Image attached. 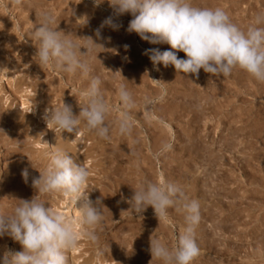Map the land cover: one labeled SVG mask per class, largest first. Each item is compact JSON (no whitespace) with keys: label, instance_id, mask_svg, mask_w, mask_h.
<instances>
[{"label":"rangeland","instance_id":"374dc122","mask_svg":"<svg viewBox=\"0 0 264 264\" xmlns=\"http://www.w3.org/2000/svg\"><path fill=\"white\" fill-rule=\"evenodd\" d=\"M191 2L223 8L244 30L257 13H264V0ZM43 10L55 16L53 27L77 44L83 46L84 37L91 36L104 45L86 57L89 76L40 64L31 33ZM109 16L120 27L105 26L102 39L97 38L96 30ZM131 19L130 13L117 16L108 0L99 6L94 0H22L20 5L0 0V214L10 215L18 199L35 195L55 210L62 206V195L39 194L32 186L49 162L45 152L61 149L88 169L90 199L100 198L104 205L99 245L80 237L78 251L67 253L69 264L74 257H80V264L96 258L111 264H163L152 259L150 238L174 247L185 226L184 213L172 207L168 219L158 221L149 206L135 215L127 201L145 181L173 182L199 202L200 254L192 264H264V83L239 68L227 77L201 69L197 77L172 65H153L145 50L164 51L170 45L129 33ZM177 56L186 59L183 52ZM94 76L102 81L100 91L109 105L110 139L98 138L83 122L75 133L47 127L42 119L46 108L65 103L79 114ZM121 84L135 102L130 135H121L116 123L122 113ZM145 98L153 103L146 105ZM45 133L49 150L37 147ZM55 140L72 146L78 158L66 145L53 148ZM6 250L19 252L22 246L5 235L0 237V259Z\"/></svg>","mask_w":264,"mask_h":264},{"label":"clouds","instance_id":"9594fccd","mask_svg":"<svg viewBox=\"0 0 264 264\" xmlns=\"http://www.w3.org/2000/svg\"><path fill=\"white\" fill-rule=\"evenodd\" d=\"M103 2L94 0L96 6ZM13 3L20 5L22 0H13ZM108 3L117 16L132 15L127 28L129 33L135 32L151 44L170 45V49L164 51L145 50L153 65H172L177 72L197 77L201 69L212 76L227 77L239 68L264 83V13H257L253 23L244 30L223 8L197 7L191 0H108ZM38 15L40 23L31 35L38 43L35 55L40 64H51L62 73L80 72L89 76L92 69L86 57L97 48L105 49L104 45L89 36L84 37L86 43L81 46L53 27L56 18L50 11L43 10ZM105 26L114 30L120 27L109 16L96 30L97 38L102 39L100 29ZM81 48L86 51L82 52ZM177 52H183L186 59L178 58ZM101 83L99 77H91L85 93L86 103L80 107L78 115L65 103L55 109L46 108L42 119L47 127L52 126L61 133H75L83 122L86 130L98 138L110 139V127L106 123L109 105L101 94ZM118 97L122 106L121 117L116 122L118 131L121 135H130L133 129L130 110L135 102L124 84L118 89ZM144 102L153 103L149 98ZM46 146V142L37 145ZM45 156L49 162L39 171V177L33 178V188L39 194L62 195L78 210L79 218L46 206L48 204L38 195L30 200L18 199L10 215L0 214V237L7 235L19 242L22 251L6 250L0 264H69L67 253L78 245L80 237L99 245L96 229L104 220V205L100 198L90 199L91 191L86 187L88 169L61 149L45 152ZM28 176V170H22L26 183ZM127 202L139 216L151 206L158 221L168 219V209L172 207L184 213L185 226L174 247L169 248L159 238H150L152 259H159L163 264H192L199 256L196 228L201 220L200 204L190 200L179 185L145 181L134 189V195ZM77 224L81 227L79 233Z\"/></svg>","mask_w":264,"mask_h":264},{"label":"bare ground","instance_id":"6f19581e","mask_svg":"<svg viewBox=\"0 0 264 264\" xmlns=\"http://www.w3.org/2000/svg\"><path fill=\"white\" fill-rule=\"evenodd\" d=\"M0 82H1V78H0ZM21 105L22 106H24L25 105V103L24 102H22L21 103ZM33 112V111H32ZM44 123H45V121H44ZM44 142H46L47 144H48V146H46L45 147V149L46 150H49V149H51V140H50V137H49V135L48 134H46L45 133V135H44ZM73 143L75 142V140L74 141H72ZM67 143H64L63 141L62 142H57L56 140L54 141V143H53V148H58V147H63V146H65ZM66 146H68V145H66ZM68 148H69V146H68ZM70 150H72V152H74V157L76 156H78V153L76 152V151H74V149H73V147L72 146H70V148H69ZM78 158V157H77ZM80 159V158H79ZM79 162V161H78ZM88 165V164H87ZM58 209V208H57ZM58 210H61V211H66L67 212V214L68 215H70V216H72V217H74V218H79V212H78V210H76L74 207H72V206H70L69 204H68V201H67V199L65 198V200H64V202H62V206L58 209ZM104 225V224H103ZM77 228H81L80 227V225L79 224H77L76 225V231L78 232V229ZM101 228L103 229L104 227L102 226V225H99L98 227H97V229H96V231H97V233L99 234L100 232H101ZM79 233V232H78ZM71 251L73 252V253H76L77 251H78V247L76 246L74 249H71ZM108 253V252H107ZM79 260H80V257L79 258H75L74 257V263L73 264H75V262L77 263L78 262V264H80L79 263ZM83 262H85L84 264H111L110 262H108L107 260H102L101 258H96V259H87L86 261H83Z\"/></svg>","mask_w":264,"mask_h":264}]
</instances>
